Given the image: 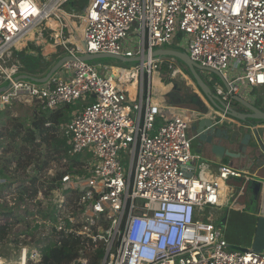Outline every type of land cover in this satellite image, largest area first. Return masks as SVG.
<instances>
[{
    "label": "built area",
    "instance_id": "built-area-1",
    "mask_svg": "<svg viewBox=\"0 0 264 264\" xmlns=\"http://www.w3.org/2000/svg\"><path fill=\"white\" fill-rule=\"evenodd\" d=\"M81 1L0 0V85L9 83L0 107L21 102L49 115L82 106L67 123H44L45 135L65 140L63 158L19 185L0 178V206L12 209V229H21L12 231L18 264H41L48 246L68 240L80 242L71 264H264V251L229 250L212 211L224 207L223 186L242 172L193 150L188 131L203 115L157 104L151 81L145 86L165 63L172 79L176 65L161 59L128 68L131 82L138 79L132 97L113 66L78 59L180 47L222 75L226 88H215L222 101L238 97L261 109L264 0H88L81 11L68 8ZM30 43L76 59L45 83L17 79L23 71L14 56ZM211 120L234 128L232 118Z\"/></svg>",
    "mask_w": 264,
    "mask_h": 264
},
{
    "label": "rangeland",
    "instance_id": "rangeland-1",
    "mask_svg": "<svg viewBox=\"0 0 264 264\" xmlns=\"http://www.w3.org/2000/svg\"><path fill=\"white\" fill-rule=\"evenodd\" d=\"M87 1L88 0H82L81 3L78 4L71 2L68 8L76 6V9L81 11L84 5L87 4ZM49 24L51 27L57 28L55 23L49 22ZM181 37L176 38V43L181 41ZM52 51L54 50L50 48L48 44L37 45L35 43H30L27 48L19 50L17 52L19 54L16 53L14 59L16 62L21 63L23 72L32 73L34 76H43L49 72L55 63L65 56V51L61 47L58 48L55 53ZM21 53L27 54L22 57ZM92 64L101 66L113 65L114 68L120 67L122 70L128 69L124 68L125 66L129 67V64H124L119 60L106 58L98 59ZM178 65L182 68L185 75L188 76V79L187 81L173 80L171 83L187 88L190 94L196 96L198 89L195 84L189 80L190 74L179 62ZM107 71L108 70L102 67L101 69L99 68V76H107L109 74ZM197 73L210 86L212 91L215 92L216 87L223 90L226 88L219 76L202 70H197ZM144 82L145 86L146 84L149 85L150 77L146 76ZM8 85L9 83L5 81L0 85V88L7 87ZM177 94L179 93L177 92ZM263 102L264 100L260 97L259 104L261 109L264 110L262 106ZM231 105L241 108L239 104L234 101H232ZM81 107L79 103H74L68 105L67 108L59 109L60 112H67L70 110V114L68 112L66 113L68 119L65 123L69 122L76 113L80 112ZM35 117H42V114L38 112L35 114L33 107L24 105L21 102H14L13 105L3 108L0 107V178H5L7 182L11 184L15 183L19 185L27 182L28 175H33L34 171H39L40 169H49L55 159L58 160L64 157V150L67 144L64 142L65 140L54 136L53 131H49L48 135L44 134L43 138L36 133L35 140H30V133L33 131L31 129L32 119ZM20 124H23L24 127H19ZM192 136L193 133L189 130L188 137L192 138ZM38 140H40V142H38ZM193 150L195 151L194 147ZM86 158L87 155L83 154L79 157L77 156L73 162L77 164L80 163V161L82 162V159ZM229 203L230 201L228 204ZM228 204L220 210L223 212L224 216L221 221V230L223 232V237L229 245V250L245 251L252 249L251 220L246 214L241 216L237 209H233L228 218ZM215 210L218 209H212L213 212ZM215 214L219 218L217 220L218 224L220 222L221 212H215ZM0 219L6 220L5 223H0V225L6 226L8 229L4 235L0 233V258L4 259L6 263L18 264L20 258L17 249L18 240L17 237L13 235L12 231L15 233L21 229H12V209L5 205L0 206Z\"/></svg>",
    "mask_w": 264,
    "mask_h": 264
},
{
    "label": "water",
    "instance_id": "water-1",
    "mask_svg": "<svg viewBox=\"0 0 264 264\" xmlns=\"http://www.w3.org/2000/svg\"><path fill=\"white\" fill-rule=\"evenodd\" d=\"M105 58L119 60L124 64H129V67L125 66L124 68L141 66L142 64L149 62V60H161L164 58L177 59V61H179V63L188 71L204 96L212 103V105L217 110L224 112L228 117L242 124L237 132L230 133V130L228 129L215 126L211 118L208 117H203L199 121L194 122L190 130L193 133V142H195L198 147L196 153L202 154L203 149L207 148L215 159L214 162L217 164H221L226 157L235 160H253L258 150L264 154V142L258 130L259 126L264 123V111L254 104L238 97H234V101L238 103L241 108L228 105L222 101L221 98H219L216 93L211 90L210 86L198 75L197 70L213 73L219 76L223 81L222 75L214 70L201 67L200 65L194 63L186 51L182 48L168 47L165 49H154L152 55L144 54L143 57L134 58H125L123 56L112 54H89L79 57L78 59L92 64L98 59ZM75 59L76 58L71 56H64L53 65L46 75L42 77L24 74L17 77V79L45 83L52 75L57 73L66 62L75 61ZM6 88L7 87L0 88V92L5 91ZM223 142L236 144L238 148L233 151L232 149L224 146L222 144ZM261 165L263 166L264 163L261 162ZM261 190L262 189L260 188V193ZM252 250L258 253L264 251V215H259V217H257Z\"/></svg>",
    "mask_w": 264,
    "mask_h": 264
},
{
    "label": "crops",
    "instance_id": "crops-1",
    "mask_svg": "<svg viewBox=\"0 0 264 264\" xmlns=\"http://www.w3.org/2000/svg\"><path fill=\"white\" fill-rule=\"evenodd\" d=\"M50 22H53V21H50ZM72 22L74 23L75 28L80 30L79 24L74 19H72ZM9 63H12V61H10ZM24 74L34 76L32 73H29V72H23V75ZM35 77H39V76H35ZM197 94H196V97L198 96L197 98H199L200 101L202 102L203 104L202 106L207 107L209 105V102L205 99L201 91L198 90ZM256 104L259 106V101L256 102ZM64 108H67V107H64ZM174 108H175L174 111L193 110L195 114H198V112L201 111L200 108L198 109L196 107L193 108L189 106H186V107L180 106V107H174ZM241 125L242 124L238 122L237 126L233 125L234 128L230 129L229 127H226L225 125L222 126V128L228 129L230 130V133H232V132H237ZM258 130L264 142V123H262L259 126ZM222 144L226 146L227 148L232 149L233 151H235L238 148L236 144H233L230 142H223ZM193 147L196 152L198 147L195 145V143L193 144ZM200 155L205 160L215 161V159L210 154L207 148L203 149L202 154ZM261 162L264 163V154L262 152H259V150L256 152V155L254 156L253 160L251 159L250 160L248 159H245V160L236 159L235 160V159H230L226 157L222 162V164H228L234 167L235 169L241 171L243 174L241 178H231L229 181H227V183H225L224 186L227 188V190L225 192L224 199L222 201H223L224 206H226L228 202L230 201V203L228 204V209H227L228 218L230 217V214L233 209H237L238 212L241 214V216L246 214L249 217V219L251 220V225H252L251 241H253V238L255 235L257 217H259V215H264V165L262 166ZM213 168L217 169V164H215ZM260 188L262 189L261 193L259 191ZM223 218H224L223 212L221 211L220 221H222Z\"/></svg>",
    "mask_w": 264,
    "mask_h": 264
},
{
    "label": "trees",
    "instance_id": "trees-1",
    "mask_svg": "<svg viewBox=\"0 0 264 264\" xmlns=\"http://www.w3.org/2000/svg\"><path fill=\"white\" fill-rule=\"evenodd\" d=\"M19 54V53H17ZM27 53H21L22 57H24ZM171 71H169V65L165 63L160 67V77L162 78V81L166 83V86L169 87L173 83H171L173 80L169 77V74ZM190 80L195 84L194 80L190 76ZM196 86V84H195ZM197 87V86H196ZM197 89L200 91V89L197 87ZM163 100L167 102L168 105H172L173 107H180V106H189L194 107L190 105L189 101L183 102L182 104L174 103L172 100L167 98V96L164 93ZM70 114V110L67 111ZM67 112H60L56 111L55 113H51L49 115H42V117H35L32 119L31 124V131L30 133V140H35V135L38 133L42 138L44 137L45 129H44V123L46 121H50L54 124H63L68 119ZM19 127H24L23 124H20ZM18 129V128H17ZM19 134V133H17ZM16 134V135H17ZM26 140V139H25ZM45 140V139H43ZM68 147V146H67ZM66 147V149H67ZM7 227L0 225V233L4 235L7 232ZM79 240H68L66 241L61 247H53L52 245L48 246L45 250V253L43 255V259L41 264H71L76 258L78 257V248H79ZM101 251L97 252L98 256H101Z\"/></svg>",
    "mask_w": 264,
    "mask_h": 264
},
{
    "label": "bare ground",
    "instance_id": "bare-ground-1",
    "mask_svg": "<svg viewBox=\"0 0 264 264\" xmlns=\"http://www.w3.org/2000/svg\"><path fill=\"white\" fill-rule=\"evenodd\" d=\"M74 19V18H72ZM162 61H170L171 63L176 65V69L174 71V74L172 76V80H177V81H187L188 77L185 75V73L182 71V68L178 65L177 59L174 58H164ZM113 73L116 77H120L121 80L126 83L127 89L130 91V95L134 97L136 95L137 91V86H138V79H135L134 81L131 82V77H132V72L130 69H124L122 70L120 67H115L113 69ZM191 76V75H190ZM193 79V78H192ZM190 80V79H189ZM194 80V79H193ZM151 86L152 89H154V96H153V101L157 104H162L163 106H167L172 110H175V108L172 105H168L167 102L163 100V96L165 91L167 90V86L163 81L160 79L159 74H157V71H154L151 79ZM195 82V81H194ZM196 84V82H195ZM192 85V84H191ZM197 86V84H196ZM198 87V86H197ZM199 88V87H198ZM200 89V88H199ZM201 91V90H200ZM202 93V91H201ZM157 94V96H156ZM203 94V93H202ZM173 95H177L178 97L180 96L179 94H172L170 97H173ZM204 95V94H203ZM205 97V96H204ZM199 99V98H197ZM205 99L209 102V105L207 107H202L200 108L201 111L198 112V114L203 115L204 117L211 118L214 115H218L219 117L227 120L230 119L224 112L217 110L212 103L205 97ZM200 100V99H199ZM187 113H190L192 115L195 114L193 110L185 111ZM231 123L235 126L238 125L237 121H232L230 120ZM227 188L223 186V192L225 195ZM215 212H221L220 210H215L214 211V219L217 223V220L219 219L218 216L215 214ZM10 263V262H9ZM4 261V259L0 258V264H9ZM11 264V263H10Z\"/></svg>",
    "mask_w": 264,
    "mask_h": 264
},
{
    "label": "flooded vegetation",
    "instance_id": "flooded-vegetation-1",
    "mask_svg": "<svg viewBox=\"0 0 264 264\" xmlns=\"http://www.w3.org/2000/svg\"><path fill=\"white\" fill-rule=\"evenodd\" d=\"M177 92L180 95L179 97L177 95H173V97H170V95L177 94ZM165 95L167 96V98L172 100L174 103L182 104L183 102L189 101L190 105H192L198 109L203 107L202 102L200 100H198L196 96L190 94L188 89L185 87H181V86L172 84L169 87H167V90L165 91ZM195 145L197 146L196 143H195Z\"/></svg>",
    "mask_w": 264,
    "mask_h": 264
},
{
    "label": "clouds",
    "instance_id": "clouds-1",
    "mask_svg": "<svg viewBox=\"0 0 264 264\" xmlns=\"http://www.w3.org/2000/svg\"><path fill=\"white\" fill-rule=\"evenodd\" d=\"M46 75V74H45ZM44 76V75H43ZM39 77H42V76H39Z\"/></svg>",
    "mask_w": 264,
    "mask_h": 264
}]
</instances>
